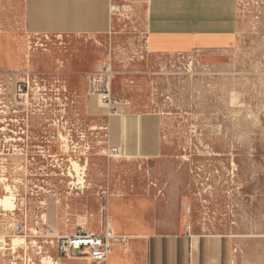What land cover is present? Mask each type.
<instances>
[{
  "label": "rangeland",
  "instance_id": "rangeland-1",
  "mask_svg": "<svg viewBox=\"0 0 264 264\" xmlns=\"http://www.w3.org/2000/svg\"><path fill=\"white\" fill-rule=\"evenodd\" d=\"M138 1L113 0L106 35L44 37L24 31L20 0H0V31L18 32L23 66L0 73L14 78L0 83V198L20 209L0 234L18 221L26 245L82 225L98 234L101 207L108 218L112 196L136 194L229 236L233 264H264V0H238L230 50L175 57L147 54ZM105 64L112 95L130 104L109 127L88 83ZM153 114L154 156L107 155L118 131Z\"/></svg>",
  "mask_w": 264,
  "mask_h": 264
},
{
  "label": "crops",
  "instance_id": "crops-1",
  "mask_svg": "<svg viewBox=\"0 0 264 264\" xmlns=\"http://www.w3.org/2000/svg\"><path fill=\"white\" fill-rule=\"evenodd\" d=\"M113 0H20V23L26 34L106 35L112 27ZM238 0H139L143 11L144 47L149 56H180L195 52H221L233 48L238 29ZM18 34V32H17ZM0 31V73L23 66L20 37ZM114 97V96H113ZM117 114L130 115V104L119 101ZM140 127L124 129L116 141L119 151L154 156L158 145L157 115L141 116ZM117 132V131H116ZM110 134V131H109ZM114 139V138H113ZM139 139V150L138 142ZM115 140V139H114ZM117 148V147H116ZM131 155V154H130ZM112 233L124 243L115 244L98 264H233L229 236L200 233L196 224L177 218L172 207H161L150 198L127 194L107 202ZM185 226L190 227L188 234ZM101 233V229L99 233ZM53 256L57 253L53 251ZM92 264L85 251H74L60 264Z\"/></svg>",
  "mask_w": 264,
  "mask_h": 264
},
{
  "label": "built area",
  "instance_id": "built-area-1",
  "mask_svg": "<svg viewBox=\"0 0 264 264\" xmlns=\"http://www.w3.org/2000/svg\"><path fill=\"white\" fill-rule=\"evenodd\" d=\"M47 37L48 35H41ZM183 56V55H180ZM111 66L105 64L103 69L88 75L89 91L90 94L97 97L99 102L106 107L107 115H116L117 101L111 93ZM14 78L7 75L0 76V83L8 84ZM18 83V82H17ZM107 128H104L106 131ZM120 153L116 147L107 149L108 156H118ZM4 198V197H3ZM0 198V201L3 199ZM14 208L6 210L0 204V222L3 223L8 220H14L16 212L20 209ZM104 211V212H103ZM101 220L99 227L100 234L87 232L84 225L80 226L79 230L74 235H55L51 232L47 233L48 240H33L29 245L26 242L22 244L20 240V221L14 226L13 231L2 229L0 234V264H60L62 258H69L70 254L74 251H85V257L92 264L102 263L110 254L112 247L115 244H122L124 240L122 237L115 236L112 233L108 218L105 216V210L102 206L100 209ZM40 224L35 223L33 235H37ZM184 231L188 234L190 231L189 226H185ZM34 236V237H35ZM9 240V247H7L6 239ZM52 251L57 253L54 257Z\"/></svg>",
  "mask_w": 264,
  "mask_h": 264
},
{
  "label": "bare ground",
  "instance_id": "bare-ground-1",
  "mask_svg": "<svg viewBox=\"0 0 264 264\" xmlns=\"http://www.w3.org/2000/svg\"><path fill=\"white\" fill-rule=\"evenodd\" d=\"M113 10L115 9V8H112ZM5 190L7 191V192H9L10 190H9V188L8 187H5ZM13 196H12V194H10L9 196H5L1 201H0V204L1 205H4V206H6V207H9V206H7L8 204H11V201L13 200ZM11 207V206H10Z\"/></svg>",
  "mask_w": 264,
  "mask_h": 264
},
{
  "label": "flooded vegetation",
  "instance_id": "flooded-vegetation-1",
  "mask_svg": "<svg viewBox=\"0 0 264 264\" xmlns=\"http://www.w3.org/2000/svg\"><path fill=\"white\" fill-rule=\"evenodd\" d=\"M68 119L70 120L69 116H68ZM65 161H67V159H65Z\"/></svg>",
  "mask_w": 264,
  "mask_h": 264
}]
</instances>
